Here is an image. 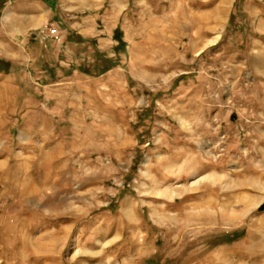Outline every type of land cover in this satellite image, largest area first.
Segmentation results:
<instances>
[{
  "label": "rangeland",
  "instance_id": "obj_1",
  "mask_svg": "<svg viewBox=\"0 0 264 264\" xmlns=\"http://www.w3.org/2000/svg\"><path fill=\"white\" fill-rule=\"evenodd\" d=\"M0 264H264V0H0Z\"/></svg>",
  "mask_w": 264,
  "mask_h": 264
},
{
  "label": "built area",
  "instance_id": "obj_2",
  "mask_svg": "<svg viewBox=\"0 0 264 264\" xmlns=\"http://www.w3.org/2000/svg\"><path fill=\"white\" fill-rule=\"evenodd\" d=\"M49 34H52V35L56 34V30L55 29H50L49 30Z\"/></svg>",
  "mask_w": 264,
  "mask_h": 264
}]
</instances>
